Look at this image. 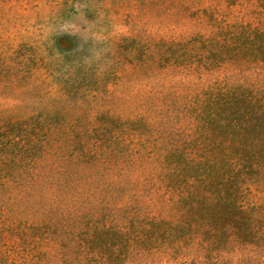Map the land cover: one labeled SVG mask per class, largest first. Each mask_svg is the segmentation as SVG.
I'll return each instance as SVG.
<instances>
[{"label": "trees", "instance_id": "trees-1", "mask_svg": "<svg viewBox=\"0 0 264 264\" xmlns=\"http://www.w3.org/2000/svg\"><path fill=\"white\" fill-rule=\"evenodd\" d=\"M78 3L116 55H0V264H264V0Z\"/></svg>", "mask_w": 264, "mask_h": 264}, {"label": "rangeland", "instance_id": "rangeland-1", "mask_svg": "<svg viewBox=\"0 0 264 264\" xmlns=\"http://www.w3.org/2000/svg\"><path fill=\"white\" fill-rule=\"evenodd\" d=\"M35 2L38 6L33 5L34 3L27 4L24 1L22 6L16 7L14 11L5 12L6 18L9 17L12 20L18 18L17 24H14L15 27L7 19L3 20L6 26H0V55H52V53L61 55L58 52L59 49L70 48V40L64 39L70 36L75 42L72 50H67L70 55L86 56L88 59L98 60L103 55H116L115 47L109 40L110 35L116 32L126 34L130 31L131 25L125 22L122 13L113 14V17H117L118 23L110 26L104 19V14L94 21L89 20L84 11L85 4L78 3L75 4L78 12L68 18L56 20L57 16H53L56 9L55 0H36ZM109 33L112 34L109 35ZM45 37L48 44L53 45L51 51L43 46L40 47V42ZM14 50L19 53L13 54Z\"/></svg>", "mask_w": 264, "mask_h": 264}]
</instances>
